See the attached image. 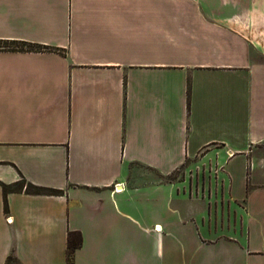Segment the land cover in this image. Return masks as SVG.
I'll use <instances>...</instances> for the list:
<instances>
[{
    "label": "crops",
    "instance_id": "obj_1",
    "mask_svg": "<svg viewBox=\"0 0 264 264\" xmlns=\"http://www.w3.org/2000/svg\"><path fill=\"white\" fill-rule=\"evenodd\" d=\"M157 1L0 0V41L53 49L0 50V183L61 191L0 185V264H68L69 232L70 264H264V0ZM212 145L243 230L209 238L169 177Z\"/></svg>",
    "mask_w": 264,
    "mask_h": 264
},
{
    "label": "rangeland",
    "instance_id": "obj_2",
    "mask_svg": "<svg viewBox=\"0 0 264 264\" xmlns=\"http://www.w3.org/2000/svg\"><path fill=\"white\" fill-rule=\"evenodd\" d=\"M159 9H183V8H213L214 0H158ZM167 39L160 36L158 45H154V49L158 52L160 57L170 56V58H178L183 56L182 49L179 47H172ZM0 45H10L9 42H0ZM252 57L256 62H264L263 57L257 53H252ZM219 147L212 145L210 148L199 151L196 158L187 161L182 167L178 168L170 174V181L174 182L178 190L188 192L191 198L200 199L205 198L209 205L213 206L208 211V218L206 226L211 230L207 235L209 238L228 236L233 232H242L241 226V205L233 208L225 202L223 195L219 193L216 188L221 179L216 177L215 167L217 165L216 159L211 155L202 157L205 152H213ZM138 169L134 167V170ZM132 171V170H131ZM22 187L25 183L21 184ZM204 188H207L205 191ZM167 259L159 260V264L166 263Z\"/></svg>",
    "mask_w": 264,
    "mask_h": 264
},
{
    "label": "trees",
    "instance_id": "obj_3",
    "mask_svg": "<svg viewBox=\"0 0 264 264\" xmlns=\"http://www.w3.org/2000/svg\"><path fill=\"white\" fill-rule=\"evenodd\" d=\"M0 42H9L10 45H0V50H11V51H51L53 49L43 46L40 44H33L25 41H17V40H9V41H0ZM22 183H25L24 181L15 182L11 185L0 183L4 194L10 191H19L22 189ZM25 190L27 192L31 193H38V194H60L61 191L54 189V188H48V187H41V186H35L31 183L25 184ZM6 206V202H5ZM81 244V235L79 232H69L68 234V264H70V256L73 253V251L78 248ZM8 259H11V256L8 257Z\"/></svg>",
    "mask_w": 264,
    "mask_h": 264
},
{
    "label": "built area",
    "instance_id": "obj_4",
    "mask_svg": "<svg viewBox=\"0 0 264 264\" xmlns=\"http://www.w3.org/2000/svg\"><path fill=\"white\" fill-rule=\"evenodd\" d=\"M5 220H6V222H11V217L8 216V215H6V216H5ZM157 228L160 229V226L156 225V226H155V229L157 230Z\"/></svg>",
    "mask_w": 264,
    "mask_h": 264
}]
</instances>
